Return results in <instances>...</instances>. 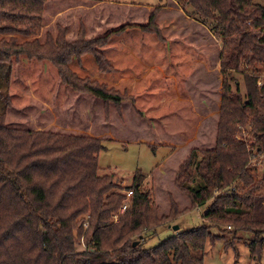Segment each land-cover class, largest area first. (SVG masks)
I'll list each match as a JSON object with an SVG mask.
<instances>
[{
	"label": "trees",
	"instance_id": "1",
	"mask_svg": "<svg viewBox=\"0 0 264 264\" xmlns=\"http://www.w3.org/2000/svg\"><path fill=\"white\" fill-rule=\"evenodd\" d=\"M181 4L194 15L176 0H0V264H203L219 225L254 234L260 256L264 5ZM229 71H244L245 93ZM107 140L171 148L152 194L140 171L113 191ZM194 209L203 224L144 245Z\"/></svg>",
	"mask_w": 264,
	"mask_h": 264
},
{
	"label": "rangeland",
	"instance_id": "2",
	"mask_svg": "<svg viewBox=\"0 0 264 264\" xmlns=\"http://www.w3.org/2000/svg\"><path fill=\"white\" fill-rule=\"evenodd\" d=\"M124 3L135 2L141 5L165 4L167 0H114ZM181 7V0H176ZM255 2L264 5V0H255ZM184 8V7H183ZM184 10L189 15H194L190 7H185ZM8 63H0V93H4L7 87L8 78ZM244 72V71H242ZM241 71H229L226 76L233 90L240 87V91L245 93L244 83L242 82ZM264 72V71H263ZM264 79V73L261 74ZM76 106V102H75ZM4 109V101L0 96V113ZM133 133L137 131L142 135H146L143 126L133 123ZM118 128V127H117ZM134 135V134H133ZM104 149L98 155V166L101 174H110L112 180L122 187L114 188L113 191L121 193L124 186L131 185L133 177L137 171L143 175V182L141 189L152 194L154 185V176L152 177V170L155 165L160 163L170 152L169 146L160 145L152 149L146 143H124L119 141H102ZM259 161L264 165V155L254 158L253 161ZM257 162L254 168L255 177L260 178L262 173L261 163ZM203 224V219L197 210H191L184 215L175 218L170 224L163 226L156 230V232L145 231L147 247H153L160 242L166 240L174 235L177 231L191 228ZM178 225V229L173 226ZM147 232V233H146ZM212 233L217 236L209 239L201 253L198 256L203 257V264H264V246L261 250L260 256L254 258L251 255L250 244L255 238V235L247 231L234 232L233 226L228 228L226 225L213 226ZM77 249H83L82 244L77 245Z\"/></svg>",
	"mask_w": 264,
	"mask_h": 264
},
{
	"label": "built area",
	"instance_id": "3",
	"mask_svg": "<svg viewBox=\"0 0 264 264\" xmlns=\"http://www.w3.org/2000/svg\"><path fill=\"white\" fill-rule=\"evenodd\" d=\"M260 81H261V80H259V83H260ZM125 192H126V195H127V196H129V195L131 194V190H126ZM125 207H126V205H124V206L121 208V211H123ZM228 228H230V226H228ZM82 246H83V249H81V250H85V246H84L83 244H82Z\"/></svg>",
	"mask_w": 264,
	"mask_h": 264
},
{
	"label": "water",
	"instance_id": "4",
	"mask_svg": "<svg viewBox=\"0 0 264 264\" xmlns=\"http://www.w3.org/2000/svg\"><path fill=\"white\" fill-rule=\"evenodd\" d=\"M173 228H174V229H178L179 226H178V225H174ZM136 242H137V241H134L133 244H135Z\"/></svg>",
	"mask_w": 264,
	"mask_h": 264
}]
</instances>
